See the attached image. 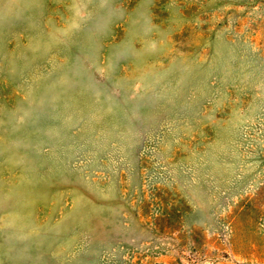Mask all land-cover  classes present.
Returning <instances> with one entry per match:
<instances>
[{"label":"rangeland","instance_id":"rangeland-1","mask_svg":"<svg viewBox=\"0 0 264 264\" xmlns=\"http://www.w3.org/2000/svg\"><path fill=\"white\" fill-rule=\"evenodd\" d=\"M0 264H264V0H0Z\"/></svg>","mask_w":264,"mask_h":264}]
</instances>
